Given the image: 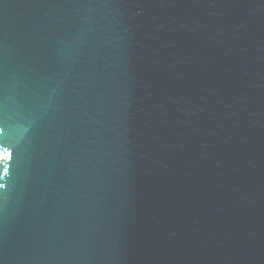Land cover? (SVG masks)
Wrapping results in <instances>:
<instances>
[{
	"label": "water",
	"instance_id": "water-1",
	"mask_svg": "<svg viewBox=\"0 0 264 264\" xmlns=\"http://www.w3.org/2000/svg\"><path fill=\"white\" fill-rule=\"evenodd\" d=\"M0 264H264V0H0Z\"/></svg>",
	"mask_w": 264,
	"mask_h": 264
},
{
	"label": "built area",
	"instance_id": "built-area-1",
	"mask_svg": "<svg viewBox=\"0 0 264 264\" xmlns=\"http://www.w3.org/2000/svg\"><path fill=\"white\" fill-rule=\"evenodd\" d=\"M2 159H4V157L0 154V161H1Z\"/></svg>",
	"mask_w": 264,
	"mask_h": 264
}]
</instances>
